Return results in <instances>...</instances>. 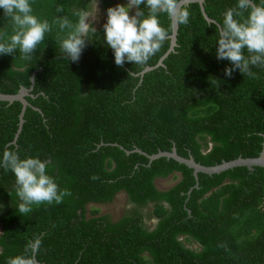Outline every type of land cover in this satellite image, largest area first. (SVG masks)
Masks as SVG:
<instances>
[{
	"label": "trees",
	"instance_id": "obj_1",
	"mask_svg": "<svg viewBox=\"0 0 264 264\" xmlns=\"http://www.w3.org/2000/svg\"><path fill=\"white\" fill-rule=\"evenodd\" d=\"M234 4L206 0L205 10L220 24ZM83 5L32 0L34 13L50 22L57 7L75 21L73 10ZM100 5L107 11L113 0ZM187 7L190 22L179 24L175 51L143 78L141 72L167 53L170 39L145 65L121 67L97 36L74 63L61 54L54 26L31 61L19 53L0 56V93L33 86L16 144L23 105L0 101V154L15 146L22 157L39 156L71 193L60 204L20 214L15 176L0 169V264L36 235L43 239L41 264H264L263 168L199 174V188L189 196L196 185L192 169L126 153L138 148L151 156L175 146L180 156L213 167L257 158L263 150L264 68L253 67V77L239 71L227 77L230 62L216 58L217 25L204 19L199 4ZM161 22L171 35L172 21L163 15ZM0 33L5 39L13 34L2 10ZM172 176L176 185L158 189V179ZM120 193L133 206L120 220L89 209L112 204ZM152 220L157 224L147 226Z\"/></svg>",
	"mask_w": 264,
	"mask_h": 264
},
{
	"label": "clouds",
	"instance_id": "obj_2",
	"mask_svg": "<svg viewBox=\"0 0 264 264\" xmlns=\"http://www.w3.org/2000/svg\"><path fill=\"white\" fill-rule=\"evenodd\" d=\"M100 3L101 0H84L82 7L73 10L75 21L61 14L63 8L57 7L59 15L50 22L34 13L32 0H0V10L13 30L7 39L0 33V56L19 53L23 59L31 61L38 46L52 33L54 26H58L56 42L61 54L71 62H79L88 44L100 36L112 50L117 66L122 67L126 62L143 66L169 39L171 28L162 24L161 17L167 15L173 23L182 25H187L191 17L190 8L181 7L180 0H127L126 4L107 8L101 34L96 27L102 15ZM215 28L216 58L230 62L224 70L227 77H232L236 71L253 77V67L264 68V0H235V4L224 11L222 23ZM49 167L39 156L22 157L15 146L4 148L0 154V169L15 176L18 213L29 214L34 205L60 204L71 195L49 174ZM3 208L0 203V210ZM42 244V236H34L20 254L8 257L6 264H38Z\"/></svg>",
	"mask_w": 264,
	"mask_h": 264
},
{
	"label": "water",
	"instance_id": "obj_3",
	"mask_svg": "<svg viewBox=\"0 0 264 264\" xmlns=\"http://www.w3.org/2000/svg\"><path fill=\"white\" fill-rule=\"evenodd\" d=\"M205 3L206 0H181L180 1V6L181 7H185L188 6L190 4H199L200 8H201V12L203 14L204 19L209 23V24H216L218 25V23L211 19L205 10ZM178 30H179V24H175L172 22V34L169 36V39L171 41L170 44V48L167 51V53L160 59V61L158 62V64L155 67H147L143 72H141V74L139 76H141V78H143L145 76L146 73L151 72L159 67H164V61L168 58V56L175 51V48L178 46L177 44V36H178ZM32 83L34 84V76L32 77ZM33 90V86L31 87V89H27L25 87H22L20 89V91L18 92V94L15 95H7V94H2L0 93V101L1 102H8L10 104H13L14 102H20L23 105V109L22 112L20 114V123H19V130L16 134V138L13 142V144H16L17 139L19 138V135L22 131L23 125L25 123V114H26V110L28 107H31L30 103L27 101V97L31 96L30 92ZM37 111H40L37 108H34ZM104 144H101V146ZM127 155L133 154V153H138L141 155H144L148 158L150 164H152L154 161L161 159V158H167L168 160H174L176 162H178L179 164L185 165L188 168L192 169L194 172V177L196 180V185L195 187H193L188 195L190 196L192 191L194 189H198L199 188V174H206V175H219L222 174L226 171L235 169V168H240V167H246L248 168L249 171H253L254 168H263L264 169V144H263V150L260 154L259 157L257 158H238L236 160L233 161H229V162H223L220 165L217 166H213V167H206L203 166L199 163H197L195 161V159L190 156L189 158H184L182 156H180L177 152V148L174 146L171 152H159L158 154L155 155H147L146 153H144L142 150L136 148L133 151H126ZM157 222V220H156ZM1 251V250H0ZM38 264H41L38 262Z\"/></svg>",
	"mask_w": 264,
	"mask_h": 264
},
{
	"label": "rangeland",
	"instance_id": "obj_4",
	"mask_svg": "<svg viewBox=\"0 0 264 264\" xmlns=\"http://www.w3.org/2000/svg\"><path fill=\"white\" fill-rule=\"evenodd\" d=\"M120 3L126 4L127 0H113V6H115L116 4H120ZM100 7L102 10V15H101L100 22L96 25L97 30L103 29V23L106 22V19H107V11H105L101 5H100ZM132 12L134 13L135 9H133ZM176 176L180 177L179 174H176ZM176 183H177V180H175L173 178V176L166 179V180L158 179L156 181V185H157L158 189H160V190L170 189L171 187L176 185ZM91 208H95V209L99 210L101 215H110L112 220L118 221L128 212V210H130V208L132 209V205L129 203L127 195L125 193H120L116 197L115 201L112 204H109V205L91 204L89 206V209H91ZM151 211H152V208L144 209V212L146 214L150 213ZM0 232H1V230H0ZM0 235H1V233H0Z\"/></svg>",
	"mask_w": 264,
	"mask_h": 264
},
{
	"label": "flooded vegetation",
	"instance_id": "obj_5",
	"mask_svg": "<svg viewBox=\"0 0 264 264\" xmlns=\"http://www.w3.org/2000/svg\"><path fill=\"white\" fill-rule=\"evenodd\" d=\"M132 209H133V206H132ZM130 210H131V208H130ZM145 213V212H144ZM146 214V213H145ZM147 215V214H146ZM146 224H147V226H149V227H154L156 224H157V222H156V220H152V221H150V222H147L146 221Z\"/></svg>",
	"mask_w": 264,
	"mask_h": 264
}]
</instances>
